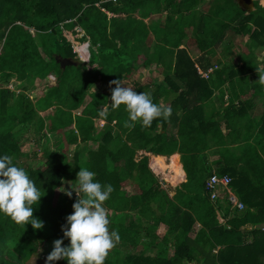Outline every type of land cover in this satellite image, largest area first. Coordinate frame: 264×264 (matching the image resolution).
I'll use <instances>...</instances> for the list:
<instances>
[{"label":"trees","instance_id":"trees-1","mask_svg":"<svg viewBox=\"0 0 264 264\" xmlns=\"http://www.w3.org/2000/svg\"><path fill=\"white\" fill-rule=\"evenodd\" d=\"M205 1L0 0V155L12 156L40 188L42 197L32 206L33 216L43 221L41 229H33L31 224H17L0 213V264H45L38 248L47 240L62 238L61 225L78 198L74 190L78 191L75 180L80 167L94 171V179L113 187L103 206L108 211L109 230L115 229L120 239L109 251L112 259L108 252L104 264H264V112L242 125V107L226 106L222 118L232 132L226 136L218 119L197 117L201 131L193 138L201 147L181 151L187 136L196 129L194 120L187 119L196 110V106L190 109V102L200 106L213 88L224 83L232 85L229 93H233L234 79L249 86L250 73L259 72L250 49L264 46V7L254 0V10L246 13L234 0H207L206 14L196 15ZM75 27L95 49L89 59L95 66L90 69L78 62L62 35V30ZM226 34L233 36L237 45L238 38L247 37L248 44L240 53L242 63L219 67L213 59V45ZM190 51L199 54V65H195ZM62 59L76 64L61 67ZM207 66L216 69L212 78L203 79L196 67L203 70ZM147 67L160 70L165 86L152 81L155 89L151 91L147 82H142L134 90L150 93L156 103L162 95L178 92L169 107L178 118V135L185 134L178 147L176 139L168 135L166 119L157 118L151 126H143L139 120H129L124 105L111 108L108 93L99 89L88 92L97 81H125ZM50 74L55 82L41 98L48 108L54 107V112L39 117L27 91L38 78ZM11 79H15L14 91L5 87ZM251 81L256 84L253 90L264 88ZM183 100L190 101L184 104ZM178 110L181 114L176 116ZM94 118L109 125L101 135ZM45 120L52 142L36 130L34 142L43 140L40 154L23 152V132L30 125L41 127ZM111 123L118 127V133H111ZM238 126L244 127L243 133L236 131ZM208 137L220 155L214 172L230 177L229 187L244 205L230 218L229 205L210 201L205 190L212 172L203 166L206 157L198 154L210 148ZM88 141L95 142L96 148L84 145L81 151L70 152V146ZM138 150L155 155L180 154L185 182L175 187L171 197L149 170L147 157L135 159ZM166 165L174 183L183 179L173 158ZM65 176L70 183L58 189ZM67 191H72L71 197ZM220 206L223 223L216 216ZM159 226L164 229L162 237L156 232ZM68 243L65 239L64 245Z\"/></svg>","mask_w":264,"mask_h":264},{"label":"clouds","instance_id":"clouds-1","mask_svg":"<svg viewBox=\"0 0 264 264\" xmlns=\"http://www.w3.org/2000/svg\"><path fill=\"white\" fill-rule=\"evenodd\" d=\"M81 33L78 41L84 44L80 38L86 37L83 31ZM85 52L88 59L84 62L87 64L91 57L89 43L85 46ZM74 53L79 54L77 51ZM78 62L81 60L78 59ZM259 83L264 85V73L259 75ZM109 90V106L117 108L124 105L130 121L139 120L147 127L151 126L154 119H167L171 115V108L153 102L150 93L137 92L125 86L121 78L110 81ZM100 115H104L102 110ZM95 175L96 173L88 168H79L75 180L78 191L71 188L78 198L72 204L73 211L65 217V224L61 225L62 238L52 242V250L47 255L45 264H54L58 260H64L66 264H104L108 252L119 241V233L115 229L109 230L110 221L103 206L113 187L111 184H101L94 179ZM79 193H83V196ZM65 194L71 197L72 191ZM41 197L40 188L27 171L17 166L12 156L0 155V213L8 215L17 224H31L33 229H41L43 221L33 216L32 206L38 203ZM65 239L69 241L67 245H64Z\"/></svg>","mask_w":264,"mask_h":264},{"label":"rangeland","instance_id":"rangeland-1","mask_svg":"<svg viewBox=\"0 0 264 264\" xmlns=\"http://www.w3.org/2000/svg\"><path fill=\"white\" fill-rule=\"evenodd\" d=\"M207 1V0H206ZM202 3L198 9V12L196 13V15H199V14H206L207 12V7L205 6V3ZM259 2V4L261 6L264 7V0H257ZM108 15L112 16L110 13H108ZM155 19V18H153ZM162 23L164 21V14H163V18H162ZM32 34H33V31H31ZM79 32V33H78ZM82 31L80 29H75L73 28L72 30H62V35L65 37V39L67 41L70 42L71 46L73 47V51H77L79 52V54L77 55L76 54V57H78V59L81 60V62H84L88 59V55L87 53L85 52V46L86 44L89 43L88 39L86 38H80L82 39L85 43H80L78 41V38L80 36H82ZM187 33L188 34H191L192 33V30H187ZM194 34V33H193ZM192 34V36H193ZM240 44L237 45L238 42L235 41L234 37L231 36L230 34H226L225 37H222L220 40H217L215 42V44L213 45V59H215L217 61V66H221L222 64H228V65H234L236 63H242L243 60L241 59V56H240V53H242L241 51L246 48L245 45L248 44V40H247V37H242V38H238ZM185 44L182 43V47L184 46ZM91 50L95 51L94 48L90 47ZM251 55H254L255 57V62L263 67L264 66V46L263 47H258V48H251ZM76 53V52H75ZM191 57L193 58L194 62L196 64H198V59H199V54L195 51H190L189 52ZM198 56V57H197ZM166 59H167V56H166ZM219 62V63H218ZM85 63V66L87 69H90L92 67L95 66V64H92V63ZM83 64H79V67H82ZM213 70L216 69V67L214 66L212 68ZM205 70V69H203ZM259 75H260V72H259ZM259 75L253 80L254 82H257L259 83ZM213 74H211V78H212ZM54 76L53 75H48L47 77H42L41 79L38 78V80L32 85V87L27 91V94L29 96V99L31 101V103L34 105L35 107V110H36V116H39V117H46L47 115H50L51 113L54 112V107L51 106V107H47L46 104L44 103V101L42 100V93L43 91H45L47 88H49V86L53 85L54 84ZM14 80L15 79H11L5 87L11 89V90H15V87H14ZM235 82L234 84H244L243 81L241 79H234ZM152 81H157L158 83H161L163 86H165V83L163 81V76L162 74L160 73V70H154V68H151V67H147L145 69H143L142 71H138V72H135L133 73L132 75H130L128 78L125 79V81H122V83L127 86V87H131L134 89V87H136L135 85L138 84V83H142V82H147V87H149V89L151 91H154L155 89V86L154 84H151ZM109 83L110 82H106V83H103V82H96L94 83V85L88 90L89 91H95V90H101L102 92L104 93H108V96L110 97V90H109ZM19 83L16 81V84L15 85H18ZM112 87H115L114 85H112ZM146 88V86L144 87V89ZM231 88H232V85H231ZM162 94V93H160ZM178 93L174 94V96H176ZM161 97H165V96H161ZM172 98V95L168 97V99H171ZM40 99V100H39ZM166 101V99H165ZM38 102H41L42 104L39 105ZM161 103V102H160ZM163 103V102H162ZM9 106H11L10 102H9ZM243 107L245 108V104L243 105ZM104 108V107H103ZM257 111H259L257 109ZM257 113V112H256ZM77 114V112H76ZM78 115V114H77ZM247 118V117H246ZM94 121V125L96 128H98V131H99V134L101 135V133L105 132L107 130V128L109 127V125L106 124V121L104 119H99V118H94L93 119ZM246 125L247 123V119H244L240 122V124H244ZM48 124L49 122H47V120H45V123H43V125L41 127H36L34 125H30V128H28L27 130H25L22 134V137H21V148H22V151L25 152V153H30L33 154V153H38L40 154V152H38L40 149H39V145H41L43 143V140L39 141L38 143H35L33 138L35 136V131L38 130L39 131V134H46L48 140L50 142H52V136L50 134V130H49V127H48ZM244 125V126H245ZM110 130L112 131L111 133L112 134H116L118 133L119 129L118 127H116L113 123H111V126H110ZM34 131V132H33ZM99 135V136H100ZM86 145V148L87 149H95L96 148V143L93 142V141H88L87 143L85 144H77V145H72L70 146L69 150L70 152L72 153L73 150H80L81 151V148ZM235 152V151H234ZM236 152H240V150L238 148H236ZM235 152V153H236ZM85 154V153H83ZM135 159H137V157L135 156ZM174 159V158H173ZM33 161L32 164H34L35 162V159L32 158ZM175 160V159H174ZM148 161V160H147ZM163 164V161H159ZM165 164V163H164ZM154 165L156 166V169L154 167ZM163 166V165H162ZM152 170L154 171V176H156V180L159 182L160 186L162 189H164L169 195H173L174 194V191H175V187L176 185L179 186L180 184H178L179 182H173V183H170L167 179L168 175H164L165 172L161 173V167H159L155 162L152 164ZM165 169H168V167H166ZM156 173V174H155ZM170 179H171V176H170ZM172 181V180H171ZM70 183V181L68 180V177H63L62 181H61V184L60 186L58 187V189H63V187H66L68 186V184ZM218 202L220 203V205H224V202L222 200V198L220 200H218ZM220 206V210L217 211L216 213V216H217V219L219 221V223H223V220L221 218V214H222V207ZM106 209V208H105ZM106 213L108 215V211L106 209ZM238 215V211H230L229 212V215H228V218L230 217H233V216H236ZM244 228V227H243ZM248 228H250L248 226ZM157 234L162 237V235L164 234V229L163 227L159 226L158 229L156 230ZM54 240H47L46 242H43L39 248H38V251L39 253L44 257L46 258L47 255L50 253V251L52 250V242ZM113 255H111V252H109V258L112 259Z\"/></svg>","mask_w":264,"mask_h":264},{"label":"crops","instance_id":"crops-1","mask_svg":"<svg viewBox=\"0 0 264 264\" xmlns=\"http://www.w3.org/2000/svg\"><path fill=\"white\" fill-rule=\"evenodd\" d=\"M146 21V20H145ZM191 56V55H190ZM198 57V56H197ZM192 58V57H191ZM193 59V58H192ZM195 65H199V59H198V64ZM210 66H207V68ZM206 68V67H205ZM258 69L259 72L262 71L264 69V66L261 67L258 65ZM258 73H250L249 76V86H244V84L241 83L240 84H233L234 86V90L235 92L233 93H229V90L231 91L233 88H231L229 83H224L222 86H220L219 88H213L212 89V93L209 97L205 98L202 103H200V106L197 103L194 102H190V104L188 105L190 107V109H192L194 106H196V110H194V112L192 111L191 113H189L187 116V119L189 118V120H194L193 121V125H196V129L191 131V134L189 136H187L188 138L184 141V148L182 145V149L181 151L184 150H190L191 148H193L194 146H198L197 141L193 138L198 132L201 131V129L198 127V118L197 117H204L206 119H211L213 118L215 121L218 119L219 120V126H220V130L221 133L226 136L229 133L232 134V132L229 130V128L226 125V121L225 118H222V114H223V109L226 106L232 105L235 108L239 109L242 107V118H240L239 120L242 121L244 119H258L260 118V116L262 115V113L264 112V88H262L260 91H255L253 90V86L256 84H252L251 80H254L258 75ZM253 75L254 78H253ZM253 85V86H252ZM183 87L180 86L179 90H182ZM222 91V94L219 91ZM178 93V92H176ZM175 93V94H176ZM171 96L168 95L166 97H160L158 99V103L164 107H171L172 104V100L174 99L173 95L171 99H168V97ZM248 96H250V98H248ZM230 97L233 98V100H230ZM246 97V98H245ZM166 99V101H165ZM250 100V102H247V100ZM191 100V99H190ZM188 100V101H190ZM186 100H183L182 103L186 104V102H188ZM161 102V103H160ZM163 102V103H162ZM181 103V104H182ZM240 103H243V105L245 104V108L242 106H240ZM257 109L259 111H257ZM257 112V113H256ZM181 114V112L178 110L176 112V116H179ZM247 117V118H246ZM166 121L169 123V127H168V135L173 136L176 141H177V147H178V143L183 142L185 137V134L182 136V134L179 136L178 134V128H177V123H178V118H176L175 116L170 115L169 118L166 119ZM161 130V125L160 127ZM190 129L188 128V131ZM240 130V131H239ZM244 127L242 126H238V128L236 129V131H239V133H243ZM162 131V130H161ZM195 131V132H194ZM184 132V129H182V133ZM234 134L232 135V138H234ZM241 137V134H240ZM207 143L208 145H210V148L206 151H204L203 153H199L198 155H204L206 157V159L203 160V166L207 169H210L211 172H214L215 169L218 167V165H216V162L218 161V159L220 158L219 153L214 150L216 147L214 146V143L209 137L207 138ZM250 143H252V141L250 140ZM228 144H231V146H236L235 142H228ZM198 147H201V145H199ZM141 156H146L147 157V166L149 168V170L152 172V174H154V171L152 170V164L155 162L159 167H161V173L165 172L164 175H168L167 179L170 183H173V181H171L170 176H171V171L168 169H165L166 167H168L166 164L170 163L172 158H174L175 163H178L180 165V168L182 170V174H183V179L181 181H179L178 184H181L183 182H185V173L182 169V164L180 161V154L175 151L170 155H155L152 153H148L145 150H138L136 152V157L137 159H139ZM232 156H234L232 154ZM157 158H160L163 161V164L158 160ZM165 163V164H164ZM163 165V166H162ZM155 169L156 166L154 165ZM156 174V173H155ZM156 177V176H155ZM177 186V185H176ZM170 197L172 195H169Z\"/></svg>","mask_w":264,"mask_h":264},{"label":"built area","instance_id":"built-area-1","mask_svg":"<svg viewBox=\"0 0 264 264\" xmlns=\"http://www.w3.org/2000/svg\"><path fill=\"white\" fill-rule=\"evenodd\" d=\"M196 70L203 79H210L213 72L212 67H208L205 70L196 67ZM230 180V177L226 174L218 175L215 172H212L205 181V190L209 195L210 201L215 202L222 198L223 202H226L229 205L230 211L239 212L244 209V205L229 187Z\"/></svg>","mask_w":264,"mask_h":264},{"label":"water","instance_id":"water-1","mask_svg":"<svg viewBox=\"0 0 264 264\" xmlns=\"http://www.w3.org/2000/svg\"><path fill=\"white\" fill-rule=\"evenodd\" d=\"M240 10L246 13H250L254 10V0H234ZM76 64L69 59H62L60 61V66L64 67L66 65Z\"/></svg>","mask_w":264,"mask_h":264},{"label":"bare ground","instance_id":"bare-ground-1","mask_svg":"<svg viewBox=\"0 0 264 264\" xmlns=\"http://www.w3.org/2000/svg\"><path fill=\"white\" fill-rule=\"evenodd\" d=\"M264 5V4H263ZM168 166V165H167Z\"/></svg>","mask_w":264,"mask_h":264}]
</instances>
